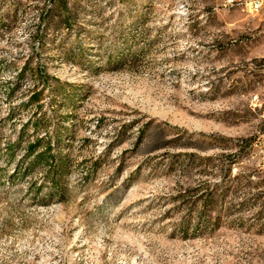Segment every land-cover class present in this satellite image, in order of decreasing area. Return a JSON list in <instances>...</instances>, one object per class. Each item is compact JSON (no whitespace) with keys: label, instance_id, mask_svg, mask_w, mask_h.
Segmentation results:
<instances>
[{"label":"rangeland","instance_id":"rangeland-1","mask_svg":"<svg viewBox=\"0 0 264 264\" xmlns=\"http://www.w3.org/2000/svg\"><path fill=\"white\" fill-rule=\"evenodd\" d=\"M244 6L0 0V264H264V13ZM45 132L62 197L25 170Z\"/></svg>","mask_w":264,"mask_h":264},{"label":"trees","instance_id":"trees-1","mask_svg":"<svg viewBox=\"0 0 264 264\" xmlns=\"http://www.w3.org/2000/svg\"><path fill=\"white\" fill-rule=\"evenodd\" d=\"M65 16L58 19L60 24L64 25ZM47 122L41 118L35 121L37 129L40 127H48ZM48 130V129H47ZM58 138L50 135L48 132L39 136L33 142L28 144L27 152L25 156H33L30 162L27 164L25 170L28 173L33 170L37 165L45 166V180L49 181L53 186V195H64V188L62 184V178L68 170V165L65 156L56 148L58 146ZM220 225L214 226L213 229L219 228Z\"/></svg>","mask_w":264,"mask_h":264},{"label":"built area","instance_id":"built-area-1","mask_svg":"<svg viewBox=\"0 0 264 264\" xmlns=\"http://www.w3.org/2000/svg\"><path fill=\"white\" fill-rule=\"evenodd\" d=\"M249 2V7L253 8V13H264V0H245ZM228 3L237 4V0H227ZM258 99V96H256Z\"/></svg>","mask_w":264,"mask_h":264},{"label":"bare ground","instance_id":"bare-ground-1","mask_svg":"<svg viewBox=\"0 0 264 264\" xmlns=\"http://www.w3.org/2000/svg\"><path fill=\"white\" fill-rule=\"evenodd\" d=\"M237 3H240L242 5L247 6L248 7V10H250L251 12H253V8L249 7V2L248 1H245V0H237Z\"/></svg>","mask_w":264,"mask_h":264}]
</instances>
